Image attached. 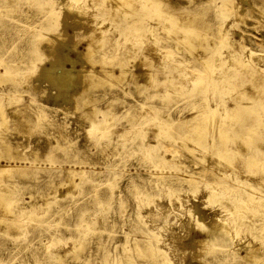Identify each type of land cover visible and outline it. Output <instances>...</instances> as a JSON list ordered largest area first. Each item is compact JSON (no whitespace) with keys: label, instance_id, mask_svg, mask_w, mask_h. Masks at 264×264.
I'll list each match as a JSON object with an SVG mask.
<instances>
[{"label":"rangeland","instance_id":"1","mask_svg":"<svg viewBox=\"0 0 264 264\" xmlns=\"http://www.w3.org/2000/svg\"><path fill=\"white\" fill-rule=\"evenodd\" d=\"M130 1L0 0V151L21 158L0 174V264H145L148 239L167 264H264V0ZM59 52L127 77L49 78ZM224 101L261 113L262 140L235 124L208 147L178 141L185 117ZM222 194L245 201L251 225L229 220Z\"/></svg>","mask_w":264,"mask_h":264},{"label":"bare ground","instance_id":"2","mask_svg":"<svg viewBox=\"0 0 264 264\" xmlns=\"http://www.w3.org/2000/svg\"><path fill=\"white\" fill-rule=\"evenodd\" d=\"M145 1L148 2L149 0H144V3H145ZM150 1H155V3H158L157 0H150ZM73 2H74V0H73ZM66 3H67L66 4V8L68 10H70V11H73L74 9L75 10L78 9L79 10L78 12L81 14L82 11L80 9H84L83 7L81 8V5L80 6L79 5L78 6H74V4L72 5V3L71 4L68 3V2H66ZM121 3L124 4V5H127V6L131 5V1L130 0L129 1L128 0H123V2H120V4ZM82 4H83V2H82ZM61 6H62V4H61ZM154 6H155V4H154ZM221 6H223V5H221ZM60 8H62V7H60ZM86 10L87 9L85 8V11ZM125 14H126V16L127 15H131V16L134 15L132 11H126ZM131 16H129V17H131ZM78 21L79 20H77V22ZM61 36L64 37L66 35L63 34ZM182 40L185 41V42H189L190 38H184ZM93 45L95 46L96 44H93ZM93 45L91 43H89V45L87 46L86 52H80L81 56H84V57H86L88 59H91V57L93 56L92 54L94 53V50H95V47ZM193 47L195 49H197V48L201 47V44L194 43ZM73 48L76 49V45ZM204 49H207V47L204 46ZM57 53H55V55ZM106 55H105V57H106ZM56 58H58V60H60L62 62L61 63L62 64V74H60V75L55 74L54 70H52L54 67L53 68H47L46 75L49 78H52V77H55V78L59 77L60 78L61 77V78H64V80L67 79L70 82L77 84L78 81H83L84 82V78L85 77L87 78L88 75H90L91 78L92 77H96L97 78V77L105 76V77H114V78L125 79V77H127V74H128V70H126L125 66H123V65L122 66L120 65V69H119L120 73L119 74L114 72L113 68H111V69H103V74H101V73H99L98 70H96L94 68H90L89 69L86 66V64H85V61H81V63H80L81 67L78 68L77 66H78V62H79L80 59L73 58L68 53L62 54V53L59 52V54H58V56ZM202 59H203V61L206 64L209 63V61H210V57H208V56H202ZM95 60H97V59H95ZM67 62L71 64V67L65 66V64ZM120 63L123 64V62H120ZM5 71L7 72V69ZM5 71H0V77H4L5 74L7 75L10 72V71H8V73H6ZM144 73L147 76H151L150 72H147V73L144 72ZM249 74L253 75V72H249ZM138 75H140V73L139 74L138 73H133L132 77H135V76H138ZM231 75H233V74H231ZM90 77H88V78H90ZM193 81H194V83H196L199 80L194 79ZM210 81L211 80L205 81L204 86L207 87L210 84ZM211 82H217V81L214 80V81H211ZM219 104L221 105L222 103H219ZM219 104H216V105L207 104V106H204L202 109L195 110L191 117H189V118L185 117V119H183V120H184V122H186V124L190 128H189L188 131H185L183 134H181L179 136V140L178 141L182 142L185 139L188 142V145L190 147L193 146L191 144L192 142L198 143L199 145H202L203 147L204 146L208 147V146H210L209 143L211 142V140H213V137L215 139L217 135H219V138H221V139L230 138V137H227V136L230 135L229 132H230L231 129H233L235 124H238L239 127H240L239 131L237 130V133L240 134L241 136H244L245 138H247V139L244 138V141H248V140H258L259 141V140H262V137L260 135L257 136L254 133H252L253 130H255V127L257 126V124L263 123V121L259 117V115H261V113L257 114L256 108H253V105H247V104H244L243 102H239V101H234V102H232V104L230 103V105H227V104H225V101H224V108H220L221 111L219 112L218 111ZM262 108L264 110V104H263ZM247 111L251 115H250V117L248 119H245V117L242 114L245 115ZM90 115H92V114H90ZM239 117H241L243 120H240ZM172 121L174 122V120H172ZM167 122L168 121H165V123H167ZM92 123H93V127H95V126H97L98 121L95 120V119H92ZM228 147L229 146L225 145V146L220 148L221 149L220 151L222 152V154H227V155L230 156V153H231L230 150L231 149H229ZM249 158L251 159V162H253V160H254L253 156L250 155ZM15 159H21V158H16L15 156L8 154V152H6V151L5 152L0 151V161H1V163H0V174L1 173H5V172L7 173L8 171H11L12 168L14 167L11 164V161L15 160ZM18 168H19V164H18ZM73 173L76 174L78 172H75L73 170ZM81 178L83 179V176H81ZM70 182L73 183L74 185L76 184L75 181L72 178L70 179ZM3 188L4 187L2 186L1 179H0V207H2V209H4L6 211V210H9V207L7 206V198H6V193H5L6 191ZM211 192L212 193L209 195V199H211L212 197L213 198L215 197L214 195H215L216 192L214 190L211 191ZM225 197L230 200L229 204H227V203L225 204V200H227V199H225ZM215 200L216 201H220L219 203L224 208L225 212H228L230 214L229 217H228L229 220H230V218L233 219L235 217V221H236L237 225L240 224L241 222L246 224L247 227H248V225H251L252 222L250 224H248V222L251 220V218L249 217L250 216L249 212L251 211V208L249 210V208L247 207V205H246V203H245V201L243 199H240V198L233 199V198H231V197H229V196H227L225 194H222V195L218 196L217 199H215ZM231 203H233V204H231ZM230 205H232V206H230ZM32 206H38V204H33ZM23 209L24 208H21L20 210H23ZM26 214H27V217H28L29 216L28 213H26ZM252 214H253V212H252ZM210 217H211V222L216 226V227H214V226L212 227L213 230H217V228L219 229L220 228L219 225L226 226V224H227L226 219H221L219 213L218 214L211 213ZM216 220L221 221V222L217 223ZM81 221H85V219H81ZM18 224L19 223H17V222H12V225H14V226L18 225ZM223 229L225 230L227 228L225 227ZM210 232L211 231L208 230V231H206V234L209 235ZM228 233H230V231L227 230L226 232H224L222 234H228ZM218 238L219 237H217V239ZM208 240H210V239L206 238V235L203 236V237H200L199 239H195L196 245L197 244H203L205 246L208 244L206 242ZM147 242H148V245H149V247H148L149 251H151V255H150V261L145 263V264H167V258H166L167 252H166V250H164V248L162 246H157L156 244L152 243L151 239H148ZM213 242L215 243L216 240H213ZM248 244L247 243L243 244L245 246V248H247V255L253 249V247H248ZM77 246L78 245L75 244V247H77ZM61 257H63V255ZM257 258L259 259L258 256H257Z\"/></svg>","mask_w":264,"mask_h":264}]
</instances>
